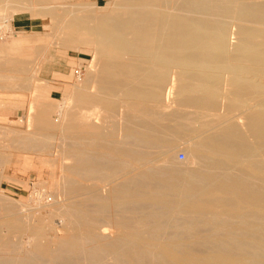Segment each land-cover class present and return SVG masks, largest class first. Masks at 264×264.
Instances as JSON below:
<instances>
[{
    "label": "bare ground",
    "instance_id": "bare-ground-1",
    "mask_svg": "<svg viewBox=\"0 0 264 264\" xmlns=\"http://www.w3.org/2000/svg\"><path fill=\"white\" fill-rule=\"evenodd\" d=\"M36 1L44 6V16L56 18L54 26L67 31L68 36L65 38L68 42L78 51L89 49L92 54L91 62L99 65L97 70H92L98 79L97 88L94 86L97 91L90 93L85 87L74 88L75 91L71 94L75 106L88 109L99 105L109 114L113 113L118 101L126 104L128 114L125 116L124 140L125 137L126 142L131 139L128 141L129 146H120L122 144L118 145L115 141L106 148L113 149L117 158L129 155L144 168L141 167L143 170L137 173V177L131 178L137 179L138 186L129 185L127 188L124 184L115 188L118 187L115 185L105 198L99 199V196L97 198L92 195L89 199L97 202L100 212L108 208L119 210L127 206V203L132 206L144 204L150 211L127 221L133 228L131 235L118 233V236L112 238L102 227L97 234L93 231L94 234L75 231L65 237L67 239L59 241L54 251L50 250L48 244L40 241V237H48L47 229H42L32 235L28 248L26 246L27 250H21L23 252H15L12 247L2 245L5 248H0V264H40L42 259L46 264H80L82 259L86 264H264V255H261L264 252V166L257 161L248 166L250 170L235 168L238 163L250 160L257 154L264 155V102H256L257 107L253 108L257 109L246 121L248 131L255 140L254 144L246 143L236 124L230 121L232 119L229 120L227 115L217 114L223 106L221 99L229 97L222 88L225 76L228 77L233 97L230 105L224 104L226 111L236 104L250 106L248 91L264 93V0H180L178 4L177 0H121L119 12L105 11L106 13L91 19L74 15L68 19L58 17L46 7L49 0ZM12 42L17 44L19 39L15 37ZM26 69L21 62L10 58L0 62V72L7 70L16 80L24 79L20 77L24 76ZM10 79L13 81V78ZM20 91L22 92V88ZM119 93L121 98L118 97ZM166 93L173 98L172 105H167V96L164 97ZM26 103V121L33 122L42 131L52 130L56 123L53 125L48 120L46 107L35 105L37 108L31 115L35 101L30 96ZM186 109L199 111L202 118L211 114V118L202 121L198 129L202 137L195 157L198 167L195 162L194 169H186L180 163L179 166L174 164L178 167L175 168L172 161L167 168L149 166L150 155L145 151L146 147L171 144L165 124L176 117H182L181 112H185L183 117L188 118L189 111H185ZM85 113L80 112L78 116L75 113L69 123L60 124L64 131H76L79 135L89 137L88 145L97 154V149L104 148L99 142L105 138L110 141L115 134L110 130L113 132L111 135H103L102 129L87 121L84 123V117L90 111ZM93 140L98 142L95 148ZM76 147L79 154L77 160H80L74 166L76 170L83 171L82 169L87 168L83 165L84 162L91 160V169L107 168L111 172L112 167L104 164L109 159L103 161V164L96 163L95 160L99 161V158L83 153L85 146ZM69 166L72 168L71 164ZM113 169L118 172L116 167ZM217 203L223 204L222 212L214 210ZM135 207L138 208L139 205ZM72 211L77 220L84 217L83 212ZM181 213L192 215V219L189 217L187 220L186 227L198 229L204 225L211 230L209 228L210 231L203 236L195 229L193 231H196V235H184L179 231L164 237L162 230L166 225L169 227L170 217ZM43 217L45 216L40 218ZM90 218L94 219V216L91 215ZM235 218L240 221L237 219L239 222H236ZM179 221L182 219L179 218ZM14 223L16 224L12 222ZM116 223L122 224L118 221ZM177 224L180 225L178 222ZM175 229L176 226L173 230ZM203 242H210L212 245L201 248ZM249 244L252 245L247 251Z\"/></svg>",
    "mask_w": 264,
    "mask_h": 264
},
{
    "label": "rangeland",
    "instance_id": "rangeland-1",
    "mask_svg": "<svg viewBox=\"0 0 264 264\" xmlns=\"http://www.w3.org/2000/svg\"><path fill=\"white\" fill-rule=\"evenodd\" d=\"M4 1L5 0H2L0 2V62H4L9 58L19 61L25 68H27L26 73H28V76H26L25 73L24 76L20 77H23L24 79L16 80L14 79L13 74H10L7 72V70H2V72H0V79L3 78L0 80V248H5L7 245L12 247L15 252H23L24 250H27L26 246L28 248L32 235H34L37 231H41L42 229H47L46 231L49 238L44 236L40 237L39 239H41L40 241H43V243L48 244L51 251L56 250L59 241L61 242L62 240L67 239L65 237H68L70 233L75 231H81L83 234H92L93 232L97 234L100 232V229L102 230V228H104L103 230L105 233L109 237L112 236V238L113 236L116 237L123 233L131 235L133 228L131 223L128 224L129 222L127 221L132 220L145 211L149 212L150 209L148 206L145 205V208L143 206L144 204L142 205L137 203L135 205L133 204L132 206V204L127 203V206L123 208H128V210L123 208H119V210L108 208L105 211L102 210V214H100L101 212L99 209H97V202H92V200L89 199L92 195H95L97 198L99 196V199L105 198L110 192V189H114L115 185H118V187L116 186L115 188L124 186V184L128 186L127 188H129V185L131 187L138 186V181H136L137 179L135 178V180H133L131 178L137 177V173L144 169L142 167L143 165H140L139 161H134L129 155H124L117 158L113 149L106 148L115 141L118 145L122 144L120 146H129L131 139H128V141L130 140L129 142L127 141L128 143L126 142V137L124 140L125 116L128 114L127 105L122 101H118L116 103L117 106H115L116 108H114L112 111L114 114H108L99 105L88 109L76 107L72 99L73 91L84 87L90 93L97 91L96 85L98 79L95 77L92 70H97L98 68L96 67H99V65L97 62H91L92 54L90 50L82 49L78 51L75 49L73 45L68 42V39H66L68 36L67 31H63L62 27L58 28L54 26L56 18L52 16H44L42 14L44 6H42V4L38 1ZM120 2L121 0H49V3L46 4V7L49 10H53V12L56 13L58 17H67L66 19H68V17L70 18L72 15H74L79 17L85 16L86 18L90 17L91 19L92 17L95 18L96 16L103 14L105 11H108L109 13L119 12L118 5ZM179 2L180 0H177L176 3L178 4ZM38 8L40 11H38ZM35 10H37L38 13H41L38 14ZM91 23L92 22L90 21V24ZM15 37L19 39L17 44L12 42ZM91 63L93 64L91 65ZM28 69L30 71H27ZM31 69L33 74L30 73ZM5 71L7 73H5ZM2 73L7 75V77H4V75L2 76ZM10 78H13V81H11ZM20 80H23L24 82ZM224 80V82H222V88L224 90L223 92L227 93L229 97L227 99L225 98V100H223L224 98L221 99L223 106H225L226 103L230 105V101L233 98L230 94L231 87L228 85V77L225 76ZM93 81L96 84L92 83ZM20 82L23 83L21 84ZM91 85H93V89H91ZM94 86L96 87L95 89ZM19 87L22 88V92L20 91L21 88L19 89ZM247 93V97L251 99H248V105L250 106H239L236 104L234 105L235 107L230 106L227 111L224 110L222 106L218 110L217 114L227 115L229 120L232 119L230 121L236 124L238 131L243 135L246 143L254 144L255 140L248 131L246 121L250 114L257 109L253 108L257 107L256 102H264V93L262 94L258 92L257 94L252 91H248ZM118 95L119 98L122 97L121 93ZM30 96L35 101L34 106L36 105L38 107L40 105L42 108L46 107L45 109L48 110V120L51 121L53 125L56 123V126L54 125L52 130H44V132L38 129L33 122L26 121L28 114L26 100L30 98ZM166 96L167 99L170 97L168 93L164 95V97ZM167 99L166 103L169 102L167 105L171 103L173 104L174 100L172 97H170L168 100ZM14 101L15 103H13ZM36 106L30 113L31 115L35 112V109L37 108ZM91 109L94 112L91 111ZM85 111H90V114L84 117L86 119H84V123L87 121L88 124L96 126L100 130L102 129L101 132L103 135H111L113 132V134H115L114 136H111L110 141L105 138L102 140L104 141L103 143L102 141L99 142V145H103L104 148L102 149V147H100L97 149V154L96 151L93 152V148L91 149V146H89V137L85 135H79L76 131L69 132L62 129L63 124L70 122L72 115L74 116L76 113V116H78L80 112H84V114H86L87 112L85 113ZM185 111H189L188 118H184L183 114L185 112H181L182 117H176L174 120L165 124L168 127L166 132L171 144L165 143L163 145L161 144L160 146L150 145L146 147L145 151L147 150L150 155L149 166L157 165L167 168L169 166L168 164L172 161V166L175 168L177 165L174 166V164H178L179 166V163L180 165L182 164L181 166H184L186 169L196 168L195 166L197 162L195 157L198 155L196 150L202 142V137L199 135L198 129L202 121H208L211 118V114L205 118H202L200 112L197 110L186 109ZM12 114L14 115L12 116ZM110 130H113V132ZM211 131H214V129ZM46 133L49 134L46 135ZM94 143V146H92L95 148V145L98 142L95 140ZM77 145L79 147L85 146V150L83 147H81L84 154L99 158V161L95 160L96 163L100 162V164H103V161L109 159L111 162L109 163V161L106 160L104 164L107 167L108 165L112 167L111 172L109 171L110 169L107 171V168L106 170L105 168H102L103 170H94V168L91 169V160H88L89 162H84L83 165L85 167L87 166L86 169H82L83 171H81V169L76 170L74 166H77L78 162L80 161L77 160L79 155L77 153L78 150L76 149ZM180 152L184 154L182 159H180L178 155ZM111 154L112 156H109ZM257 161L264 166V155H261V153L257 154L250 160H244L241 163H238L235 168L245 169L248 168L251 163ZM69 164L72 165V168H70ZM113 167H116L118 172L115 171ZM248 170L250 169L248 168ZM84 171L87 172L85 173ZM91 171L95 174L93 175ZM108 173H112V175L110 174V176L107 177L106 174ZM259 174L257 173V175ZM72 187H74L75 190ZM138 205V208L135 207ZM141 205L143 207H141ZM128 206L131 207L130 210ZM64 208L69 209L66 210ZM72 210H74V212H83L84 214L82 215H84V217H82L84 219L81 217V220H77V216L76 214L74 215ZM214 210L216 212H222L224 210L223 204H215ZM67 211H69V213ZM53 214L54 216H52ZM38 215L40 217H47L40 218ZM49 215H51L53 218ZM91 215L94 216V219L90 218ZM178 215L171 216L170 218L172 220L169 218V227L166 225L162 230V235L164 237H166V235L172 236L179 231H182L184 235H196L194 232L197 230H199L197 232H201L199 235L203 236L211 230L209 226L204 225L199 226L198 229L186 227V222H188L187 220H189V217L192 219V215L189 216L188 214L182 213ZM73 216L76 223L73 220ZM127 216H132V218L130 217V219H128ZM48 217L50 219H48ZM99 217L101 220H99ZM68 218L70 220L72 219V221H70ZM179 218L180 220L182 219V221H179ZM85 219L88 222H86ZM235 219L236 222L240 221L239 218ZM235 219H233L234 222ZM237 219L239 221H237ZM5 221H11L9 222L10 224H12V222H16V224L14 223L9 225V223L7 224ZM78 221H80V223ZM98 221L101 222L99 223ZM116 221L122 222V224L120 225V223H116ZM177 222L180 223V225L177 224ZM114 224H118L119 226ZM123 224L125 225L123 226ZM12 226L15 227L12 228ZM175 226L176 229L173 230ZM195 229L196 231H193ZM168 231H172L173 233ZM46 239L49 241H46ZM56 240L58 241L56 242ZM2 245L5 247H2ZM211 245L212 243L210 242H203L201 243L200 247L206 248ZM251 245L252 244L248 245L247 251H249ZM9 249L12 250L11 248ZM262 254L264 255V252H262L261 255ZM81 261L80 264H83V262L86 264L83 259ZM40 262L42 264H46L44 259L40 260L39 263Z\"/></svg>",
    "mask_w": 264,
    "mask_h": 264
},
{
    "label": "built area",
    "instance_id": "built-area-1",
    "mask_svg": "<svg viewBox=\"0 0 264 264\" xmlns=\"http://www.w3.org/2000/svg\"><path fill=\"white\" fill-rule=\"evenodd\" d=\"M178 155H179L180 159H182L184 157V154L182 152H180Z\"/></svg>",
    "mask_w": 264,
    "mask_h": 264
}]
</instances>
